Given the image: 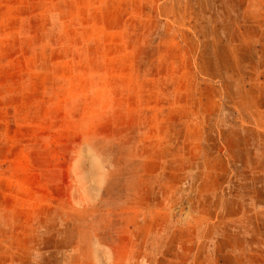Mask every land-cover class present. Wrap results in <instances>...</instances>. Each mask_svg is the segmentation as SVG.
<instances>
[{"label":"rangeland","instance_id":"374dc122","mask_svg":"<svg viewBox=\"0 0 264 264\" xmlns=\"http://www.w3.org/2000/svg\"><path fill=\"white\" fill-rule=\"evenodd\" d=\"M0 264H264V0H0Z\"/></svg>","mask_w":264,"mask_h":264}]
</instances>
